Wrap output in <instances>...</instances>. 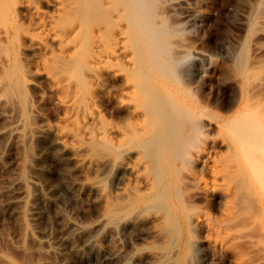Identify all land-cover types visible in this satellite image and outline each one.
<instances>
[{
  "label": "bare ground",
  "instance_id": "6f19581e",
  "mask_svg": "<svg viewBox=\"0 0 264 264\" xmlns=\"http://www.w3.org/2000/svg\"><path fill=\"white\" fill-rule=\"evenodd\" d=\"M244 1L257 25L264 0ZM175 6L176 0H0V57L4 66L14 65L0 84V106L19 102L17 92L29 81L18 73L19 50L33 49L36 70L51 81L63 108L55 126L60 141L77 166L95 170L89 185L104 202L97 228L80 245L69 242L82 225L67 219L60 235L75 253L83 256L87 249L86 260L102 252L117 257L116 264H130L133 250H123L121 241L104 249L102 238L118 240L121 226L148 219V226L125 232V240L147 234L160 239L161 246H151V264H193L197 255L207 264H264V96L235 76L232 111H211L206 57L181 35L183 18H172ZM244 45L232 56L239 74L256 59ZM102 98L110 102V116ZM17 116L6 136H25ZM44 129L40 124L33 131ZM24 229L30 233L26 223ZM47 241L44 258L61 249L59 240ZM205 242L211 255L199 250ZM59 258L67 264L63 252Z\"/></svg>",
  "mask_w": 264,
  "mask_h": 264
},
{
  "label": "rangeland",
  "instance_id": "374dc122",
  "mask_svg": "<svg viewBox=\"0 0 264 264\" xmlns=\"http://www.w3.org/2000/svg\"><path fill=\"white\" fill-rule=\"evenodd\" d=\"M176 2L179 10L175 6L176 11H173L174 13L177 12L175 14L178 18L175 17V14L172 18L174 20L179 19V21L183 18V22L180 21L181 25H183L180 28L181 35L187 44L189 43V46L200 51L206 57L205 60L203 59L204 70H206V73L203 70V77L205 87L209 92L208 99L211 111L213 110L212 112L215 113H229L232 111L234 104L230 106L228 103L235 90V76H238L239 83L242 86L264 96V22H262L264 21V16L261 18L260 23L253 26L255 19L248 14L244 0H176ZM20 17L25 19L23 15ZM188 17L189 19H187ZM242 22L245 24L243 25ZM186 25L187 27H184ZM253 27L259 30L255 29V31ZM182 31H184L183 34ZM22 42L27 44L28 40H22ZM233 44L238 47L235 48ZM240 45L246 47L249 57L256 58L252 62L253 64H249L243 74H239L236 71L233 58L237 54ZM22 47L20 45V48ZM19 51L18 61L20 67L18 73L22 79L26 78L29 80L28 84L26 83L17 92L19 102L17 101L15 105L0 106V264H29L32 260L41 262L49 260L53 262L55 259L53 264H59V257L62 252L67 264H116L118 261L117 257L107 259L102 252H99L93 259L86 260L84 257L85 253L90 254L87 249L84 251L83 256L70 249V244L80 245L86 232L88 234V231L91 232L97 228L104 212V202L102 197L89 185V180L95 176V170L86 165L77 166L70 147L63 146L60 141L61 138L55 130L56 124L61 122L63 108L51 81L43 72L36 70L34 64L36 52L31 48H24ZM23 62H25V65ZM2 63L0 57L1 86L7 76L11 74L10 71H12L14 66L6 67ZM231 66L232 68H230ZM254 72L258 73L255 74ZM231 73L234 76H231ZM29 75H32V78ZM250 76L251 78H248ZM193 81L195 80H191V83ZM37 89L43 92H41L42 96ZM0 90H3L0 93H5V88H0ZM17 103L18 105L16 106ZM100 104L107 116L113 113L110 102L106 98H102ZM16 115L19 118L16 119L19 122L18 129L25 133V136L21 138L14 133L6 136L7 129L16 123ZM40 124L45 127L44 131L42 133L33 131V128ZM5 140L6 142L4 143ZM18 177L24 179L25 182ZM112 181L113 175H109L106 181L108 190L111 189ZM23 189H25V192ZM23 210H26V212ZM30 213L31 215H28ZM67 219H70L75 224L82 225L83 229L81 232L74 233L71 236L70 244L62 241L63 244L60 240V235L67 227ZM25 223L30 228L29 234L25 233ZM149 224L150 221L148 219H141L131 224L132 227L130 225L121 226L117 237L119 239L105 235L102 238L101 246L104 249H108L111 245L114 246L121 243L122 248L126 246L123 250H133L134 252L133 258L129 262L130 264H151L152 260L149 258L151 246L152 244L161 246L162 242H160V239L147 234L141 237H134L128 241L125 240V232L130 231L132 228L134 230ZM94 227L96 228L94 229ZM203 233L204 230L201 229L197 232V235L202 236ZM48 239L52 241L59 240L55 244L61 249H58V252L53 254V256L47 255L44 258L46 254L41 252H44L45 248H47ZM18 240L21 242L19 243ZM22 247L24 248L22 249ZM200 247L199 250L207 252V255H211L213 253L211 251H214L212 247L207 246L206 242ZM25 248L28 250H25ZM199 256L197 255L198 258H196L194 263L207 264L203 259L204 256ZM1 258L6 260L3 259L2 261ZM138 259L141 261L139 260L140 262H138ZM27 261L29 262L27 263Z\"/></svg>",
  "mask_w": 264,
  "mask_h": 264
}]
</instances>
